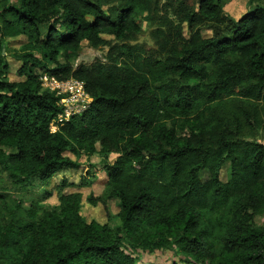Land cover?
<instances>
[{"label":"trees","instance_id":"trees-1","mask_svg":"<svg viewBox=\"0 0 264 264\" xmlns=\"http://www.w3.org/2000/svg\"><path fill=\"white\" fill-rule=\"evenodd\" d=\"M226 3L0 0V264H140L135 254L157 252L264 264V0L239 20ZM143 22L151 44H139ZM17 38L20 50L6 46ZM85 44L109 50L76 67ZM44 74L82 82L92 100L56 133L64 107ZM97 145L118 154L102 197L119 201V227L88 223L66 180L57 206L22 207V189L81 168L66 152L90 158Z\"/></svg>","mask_w":264,"mask_h":264},{"label":"rangeland","instance_id":"rangeland-1","mask_svg":"<svg viewBox=\"0 0 264 264\" xmlns=\"http://www.w3.org/2000/svg\"><path fill=\"white\" fill-rule=\"evenodd\" d=\"M225 12L232 16L235 20H239L243 13H246L248 0H226ZM143 34L139 38V44H151L149 24L143 22ZM205 37H211V33L206 30L203 32ZM26 44V39L17 38L6 41V46L12 50H20ZM108 48L100 50H94L84 45L82 53L78 57H72V63L78 67L80 65H90L95 59H104V56L108 53ZM10 80L20 81L17 71L21 67V63L16 62L10 58ZM61 61L64 60L61 58ZM46 75V74H44ZM42 76V75H41ZM69 96V95H67ZM87 102V103H84ZM84 102H77L74 105L76 110H82L81 106H85L84 110L88 109L91 105V99L84 98ZM81 114V113H80ZM79 115V114H78ZM56 130V127L53 128ZM258 142L264 143V135L261 134L258 137ZM102 147L97 145V152L94 156L87 158L82 156L77 158L73 153L66 152L64 155L73 161L80 164L81 168L78 170L59 173L49 184L45 187L32 190L29 187L27 191L21 190L16 192L18 200L22 201V207L26 210L39 208L55 207L59 204L57 197V188L59 184L66 180L69 182V187L65 189L66 194L78 193L81 195V214L85 220L90 222H96L102 226L108 225L111 228H117L120 226V220L118 218L121 212V205L118 200L113 199L107 202L103 200V192L109 180L107 168L111 166L117 159L118 154L112 152L108 156L102 155ZM201 179L205 182L209 179L208 172L203 171L200 174ZM230 178V163H226L221 170V181L227 182ZM87 181L88 185H84ZM42 190V191H41ZM13 192V191H12ZM44 192L46 198L44 199ZM48 192L52 193L51 197H48ZM93 200V203L90 201ZM5 225L0 223V230H3ZM131 252V251H130ZM165 257L158 252L150 255L148 253L135 254L134 257L138 259L140 264H185L182 258L173 257L171 252H164ZM164 257L165 263L160 259Z\"/></svg>","mask_w":264,"mask_h":264},{"label":"built area","instance_id":"built-area-1","mask_svg":"<svg viewBox=\"0 0 264 264\" xmlns=\"http://www.w3.org/2000/svg\"><path fill=\"white\" fill-rule=\"evenodd\" d=\"M41 82L42 88L48 90L50 93H54L56 97L60 98L59 106L64 107V113L59 115L50 126L52 133L58 131L60 124L69 122L73 116H78V114L81 115L87 110H84L85 106H81L82 110H76L74 108L75 103L84 102V98L90 99L85 92L84 84L82 82L73 79L61 82L48 75H43ZM54 127H56V130H53Z\"/></svg>","mask_w":264,"mask_h":264},{"label":"crops","instance_id":"crops-1","mask_svg":"<svg viewBox=\"0 0 264 264\" xmlns=\"http://www.w3.org/2000/svg\"><path fill=\"white\" fill-rule=\"evenodd\" d=\"M244 14H245V13H243V15H244ZM243 15H242V16H243ZM242 16H241V17H242ZM241 17H240V18H241Z\"/></svg>","mask_w":264,"mask_h":264}]
</instances>
